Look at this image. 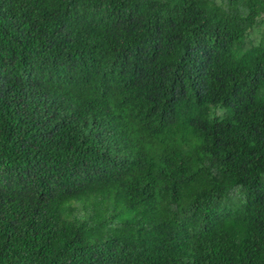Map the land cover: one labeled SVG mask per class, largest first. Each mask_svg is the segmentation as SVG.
Here are the masks:
<instances>
[{"label": "trees", "instance_id": "obj_1", "mask_svg": "<svg viewBox=\"0 0 264 264\" xmlns=\"http://www.w3.org/2000/svg\"><path fill=\"white\" fill-rule=\"evenodd\" d=\"M0 264H264V0H0Z\"/></svg>", "mask_w": 264, "mask_h": 264}]
</instances>
